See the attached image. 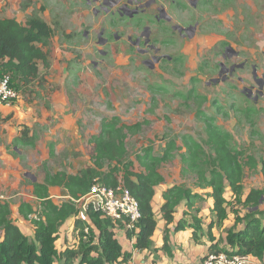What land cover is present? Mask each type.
I'll list each match as a JSON object with an SVG mask.
<instances>
[{"label":"rangeland","instance_id":"374dc122","mask_svg":"<svg viewBox=\"0 0 264 264\" xmlns=\"http://www.w3.org/2000/svg\"><path fill=\"white\" fill-rule=\"evenodd\" d=\"M88 1L0 0V18L12 17L26 25L30 18L38 16L52 28L46 43L40 44L48 53L49 63L39 62L38 77L27 85L21 84L10 72L19 96L10 106L0 107V195L6 196L4 201L9 199L14 207L20 196H25L39 211V201L29 198L33 178L43 180L46 170L77 173L92 166L94 144L91 138L100 133L104 120L115 116L128 125L143 124L138 133L128 132L126 139L129 151L126 160L134 161L135 171L142 170L136 157L143 153V148L151 145L154 154L159 156L167 142L176 141L179 149L176 148L171 159L160 168L164 178L169 179L164 181L166 188L179 182L197 188L195 173L181 177L182 155L188 154L183 138L192 137L202 144L207 152L202 159L211 162L214 154L206 143V126L211 122L230 132L231 145L244 164L250 156L258 162L257 170L245 164L244 194L251 188L264 190L261 173L264 102L258 103L257 112L253 111L248 118L245 109L251 102L239 92L240 88L227 84L207 85L210 76H218L220 64L225 62L222 52L228 44L241 52L237 60L249 52L251 62L257 63L260 58L264 61V0H212V4L200 6L195 11L188 7L185 14L178 6L179 0H168L172 7L169 11L177 15L178 21L198 24L193 38L180 39L178 48L186 53V66L175 72L143 66L140 62L143 57L135 47L129 48L127 36L120 42L111 39L115 42L112 47L110 44L97 46L96 33L107 26L111 11L104 10L108 7L102 0ZM161 2L165 0H159V4ZM142 19L146 21L152 17L142 14L135 17L134 22ZM131 25L122 22L114 28L120 34L131 33ZM86 30L91 36L84 39ZM111 48L120 50L117 54ZM99 49L107 50V55H100ZM207 61L217 63L211 68ZM205 96L210 99L206 100ZM201 110L205 114L199 118ZM26 133V144L16 142ZM108 165L104 161V170ZM225 195L230 201L229 215L223 226L214 228L213 233L223 238L222 246L230 250L225 240L227 230L233 224L235 211L244 216L247 209L235 201L228 186ZM259 209L264 210V201ZM79 211L82 219L90 222L89 215ZM192 214L194 210L188 217L191 222ZM214 216L213 212L206 219L202 216L203 230L208 229ZM62 227L60 236L65 238V244L75 241L76 233ZM91 236L89 231L85 240L89 242ZM61 242L62 239L57 238L58 250ZM165 251L170 252L169 248ZM63 261L59 256L56 259L59 264Z\"/></svg>","mask_w":264,"mask_h":264},{"label":"trees","instance_id":"16d2710c","mask_svg":"<svg viewBox=\"0 0 264 264\" xmlns=\"http://www.w3.org/2000/svg\"><path fill=\"white\" fill-rule=\"evenodd\" d=\"M51 34L50 25L38 16L30 18L26 25L15 18H0V72H11L23 85L34 81L39 75V62L46 65L49 63L48 53L40 44H45ZM189 98H192L191 94ZM198 113L199 118L205 114L202 110ZM246 113L249 118L252 112ZM142 125L122 123L118 116L104 120L100 133L91 138L94 144L92 166L82 168L77 173L46 170L42 182L34 181L33 193L39 201V211L28 202H23L19 207L20 214L34 225V240L31 241L11 218L9 203H0V264H54L58 256L64 259V264H73L75 260H78V264H122L130 261L133 254L123 250L115 231L126 224L115 222L92 208L87 213L90 222L86 223L82 218H77L75 222L76 229L80 230L78 246L63 252L57 248L56 240L61 226L71 216L80 214L72 198L78 199L87 194L96 178L112 188H116L122 180L138 200L142 213L133 228L127 229V236L130 239L136 237L134 248L137 250H157L153 236L158 220L153 201L156 187L165 181L160 168L171 159L173 151L179 149V146L175 140H170L159 156L154 154L153 146L143 148V153L136 157L142 170L135 171L134 161L126 160L129 154L126 139L128 132L138 133ZM206 134L207 146L214 154L211 162L202 159V155H207L202 144L192 137L183 138V146L188 154L182 155V174L195 173L196 187L204 192H194L183 184H175L163 192L165 202L161 212L167 223L163 248H169V225L175 222L177 207L183 200H187L190 212L194 210L195 213L192 214V222L187 218L178 220L175 231L193 228L192 237L196 243L202 242L203 237L208 238L212 242L209 254L238 253L263 259L264 210H260L259 206L264 201V190L251 188L245 195L243 184L245 164L257 170L258 162L250 156L244 164L239 152L231 145L230 132L219 126L208 123ZM25 139L27 133L17 138L16 142L26 144ZM104 161L109 163L107 170H104ZM261 173L264 177V161ZM227 186L231 188L235 201L247 209L244 216L235 211V224L227 230L225 240L232 248L230 250L222 246L223 238H217L213 233L214 228L223 226L229 215L230 201L225 195ZM51 187L64 188L70 199L61 204L55 203L51 197ZM207 197L214 199L211 211L215 217L208 224V229L203 230V219L198 214L201 207L196 205L206 201ZM189 214L185 211L186 216ZM239 224L243 226L238 230L236 227ZM86 227L92 234L89 242L84 238Z\"/></svg>","mask_w":264,"mask_h":264},{"label":"flooded vegetation","instance_id":"af4514ba","mask_svg":"<svg viewBox=\"0 0 264 264\" xmlns=\"http://www.w3.org/2000/svg\"><path fill=\"white\" fill-rule=\"evenodd\" d=\"M95 2L97 1L95 0ZM167 2L169 5L165 4ZM88 3L90 4V1ZM102 3L108 7L104 10L111 12L107 26L99 29L96 33L97 46L103 47L110 44L112 47V43L115 42H111V39L120 42L127 36L129 48L133 49L135 47L138 49L139 56L143 57L140 62L146 68L150 70L162 69L170 72L182 71V68H185L186 53L180 47L178 48V45L180 39L193 38L196 35L198 24L192 25L191 23L187 24L186 21L184 23L178 21L175 17L177 15L174 16L169 11V8L172 7L168 0L160 4L159 0H126L125 2L123 0H102ZM207 4H212V0L178 1V6L184 14L188 12V7L195 11L198 7ZM101 7L103 6L101 5ZM94 13H97V11L95 10ZM142 14L151 15L152 19L146 21L142 19L134 22L135 17ZM118 19L120 20L116 22ZM122 22L132 24L133 31L131 33H118L119 30H115L114 26H119ZM83 36L84 39H87L91 35L86 30ZM114 49L111 48L112 51L118 54L120 48ZM224 50L222 56L225 62L220 64L221 69L217 73L218 76L209 77L207 80L208 87L213 84H227L228 87L236 86L240 88L239 92L251 102L245 111L249 113L257 112L256 105L264 102V61L260 58L257 63L251 62L249 52L243 53L244 58L237 60L241 57V52L230 44ZM99 52L102 56H106L108 53L107 50H100ZM262 53L264 54V50H262ZM259 56H261V52ZM227 61H230L231 64H226ZM207 63H210L211 68H213L212 66H215L217 62L213 64L212 61H207ZM205 97L206 100L210 99L207 96ZM251 105L253 107H250Z\"/></svg>","mask_w":264,"mask_h":264},{"label":"crops","instance_id":"0c3cea01","mask_svg":"<svg viewBox=\"0 0 264 264\" xmlns=\"http://www.w3.org/2000/svg\"><path fill=\"white\" fill-rule=\"evenodd\" d=\"M8 18H12V17H8ZM58 171H61V170H58ZM182 175L183 174H182V170H181V177H182ZM262 178H263L262 179L263 180V186L262 187H264L263 175H262ZM165 180L168 181L169 179H166V177H165ZM42 181L43 180H41L39 182H42ZM182 181H185V180L181 179V182ZM178 184H181V183L179 182ZM166 187H168V186L165 185V182H163L162 184H160L156 187V195H155V198L153 201L154 210H155L157 220H158V226H157L155 233H154V236H153V241H154V244H155L157 250L156 249L155 250H151V249L137 250V249H135L134 244L136 242V237H134L133 239L128 238L126 228L125 227H118L115 230L116 231V237L118 238V240L122 244L123 250L127 251V252H131L133 254L130 261H128L126 263H122V264H199L202 261V259L210 253V246H211L212 242H210V240L208 238L203 237V238H201L202 242L196 243L192 237L193 232H194L193 228L188 227L186 230H182V231H178V232L174 230L176 222L182 218H187L189 220V222H191L190 219L188 218L190 215H187V216L185 215V211H188L190 213L189 208L187 206V200H183L180 203V205L177 207V211L175 213V222L169 225V229H170L169 251L170 252L168 253L165 251V249L163 248L164 242H165L164 241V234H165L164 231L167 227V223L163 218V215L161 212V207H162L163 203L165 202L162 194L167 189ZM259 188L261 189V187H259ZM193 190H194V192H204V190H202V189L198 190V188H194ZM50 193H51L52 199L57 204H61L65 200L70 199V196L68 195L67 191L62 187H51ZM9 198L11 199V197H9ZM29 198H34V199L36 198L33 191L31 192V195H29ZM56 199H63V200L57 201ZM3 202L9 203L11 211H12L11 218L20 227L22 232L28 238L30 237V239H34L35 238L34 225L28 219H25L19 212L20 205L23 202L30 203V200L25 199V196L24 197L20 196L18 202L17 203L15 202L16 205L14 207H11V203H10L11 201L9 199H7V201H3ZM3 202H1V203H3ZM204 202H199V203H197L196 206L201 207V211H200L199 216L200 217L203 216L206 219L207 216L212 213L211 208H213V206H214V199L212 197H207L206 198V202H207L206 205ZM12 204H14V203H12ZM205 211H207V212H205ZM33 216H35V214ZM80 216L82 217V215H80ZM77 218H79V217L75 216V215L71 216L70 218H68L66 220V222L63 224V227H62V228H66L69 231H73V234H74V232L76 233L75 241L71 240L67 244H65V238L61 237L62 234L60 236L61 229L59 230L58 239L59 240L62 239L61 244L58 245L59 251L63 252L67 248H76L78 246V244H79V229H76V225H75ZM82 218H84V217H82ZM234 224H235V218L233 219V224L231 227H233ZM241 228H239V229H241ZM205 230H207V228ZM62 233H63V230H62ZM214 234L216 235L215 231H214ZM76 261H77L76 264H78V260H76ZM63 262H61L60 264H63ZM54 264H59V263L55 262ZM248 264H264V258L259 259L258 257L250 255Z\"/></svg>","mask_w":264,"mask_h":264},{"label":"built area","instance_id":"2783aa9c","mask_svg":"<svg viewBox=\"0 0 264 264\" xmlns=\"http://www.w3.org/2000/svg\"><path fill=\"white\" fill-rule=\"evenodd\" d=\"M18 96V91L12 84L11 73L0 72V107L10 106ZM5 198V195H0V203ZM72 200L84 214L87 215L88 210L92 208L115 222L125 223L126 230L133 228L142 217L138 200L122 180L116 188H112L107 187L96 178L87 194L78 199L72 198ZM84 232L85 239H87L88 227L85 228ZM249 258L250 255L238 253H212L208 254L199 264H248Z\"/></svg>","mask_w":264,"mask_h":264},{"label":"water","instance_id":"95a60500","mask_svg":"<svg viewBox=\"0 0 264 264\" xmlns=\"http://www.w3.org/2000/svg\"><path fill=\"white\" fill-rule=\"evenodd\" d=\"M34 181H36V178H33Z\"/></svg>","mask_w":264,"mask_h":264},{"label":"clouds","instance_id":"9594fccd","mask_svg":"<svg viewBox=\"0 0 264 264\" xmlns=\"http://www.w3.org/2000/svg\"><path fill=\"white\" fill-rule=\"evenodd\" d=\"M79 209V208H78ZM88 215V214H87ZM79 217H80V215H79ZM81 218V217H80Z\"/></svg>","mask_w":264,"mask_h":264}]
</instances>
